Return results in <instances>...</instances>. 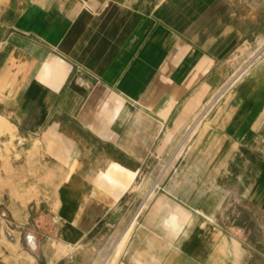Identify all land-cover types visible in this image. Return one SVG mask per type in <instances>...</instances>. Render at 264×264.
<instances>
[{
  "label": "crops",
  "instance_id": "0c3cea01",
  "mask_svg": "<svg viewBox=\"0 0 264 264\" xmlns=\"http://www.w3.org/2000/svg\"><path fill=\"white\" fill-rule=\"evenodd\" d=\"M258 10L250 0H0V149L36 178L48 211L35 250L1 227L0 264H78L75 247L117 223L155 152L171 162L165 192L115 264H264V64L214 110L217 151L158 152L264 33Z\"/></svg>",
  "mask_w": 264,
  "mask_h": 264
},
{
  "label": "rangeland",
  "instance_id": "374dc122",
  "mask_svg": "<svg viewBox=\"0 0 264 264\" xmlns=\"http://www.w3.org/2000/svg\"><path fill=\"white\" fill-rule=\"evenodd\" d=\"M251 3L259 6L260 14L264 15V0H250ZM254 56V65L252 72L261 64H264V33L257 35L255 40L247 46L243 52L236 56L235 60L229 65V73L221 85L226 82L232 74L242 67L249 56ZM248 76V77H249ZM240 84V83H239ZM238 84V85H239ZM220 85V86H221ZM234 86L229 92L219 101L214 109L207 115L200 114L193 122L164 149L158 150L165 154H183L190 152L210 153L217 151V146L211 147L209 143L210 136V118L214 110L223 104L238 86ZM219 86V87H220ZM218 87V88H219ZM217 88V89H218ZM212 94L210 101L213 97ZM206 138V141H205ZM0 149V230L4 224L9 225L10 236H17L20 239L21 246L28 249L26 235L30 233H41L43 226L41 224L42 217L48 213L45 207L37 206V199L44 194H40L33 187L36 178L19 175V163L15 161L14 156L11 159L3 158ZM16 153V149L13 150ZM11 151H7V154ZM166 156L160 157L157 152L152 156L150 162L145 166L143 173L138 178L134 188L127 194L118 209L117 223L112 227L104 230L100 236L91 238L83 245L75 247V260L78 264H92L98 255L100 256V264H115V260H119L121 252L128 248L131 238L135 232L141 227L146 213L152 206V203L157 200L160 193L165 192V176L171 162L163 160ZM18 158V157H17ZM9 159V160H8ZM32 168L31 165L27 169ZM31 173L33 172L32 169ZM235 182H233L234 184ZM239 194H229L236 197ZM43 198V197H42ZM22 204H29L28 208H21ZM16 234V235H14ZM119 242V244H118ZM1 247V242H0Z\"/></svg>",
  "mask_w": 264,
  "mask_h": 264
},
{
  "label": "built area",
  "instance_id": "2783aa9c",
  "mask_svg": "<svg viewBox=\"0 0 264 264\" xmlns=\"http://www.w3.org/2000/svg\"><path fill=\"white\" fill-rule=\"evenodd\" d=\"M254 56L250 55L245 64L238 68L232 76L217 89L212 99L205 104L203 110L200 112L201 116H207L231 88L238 85L249 76L255 60H257Z\"/></svg>",
  "mask_w": 264,
  "mask_h": 264
},
{
  "label": "clouds",
  "instance_id": "9594fccd",
  "mask_svg": "<svg viewBox=\"0 0 264 264\" xmlns=\"http://www.w3.org/2000/svg\"><path fill=\"white\" fill-rule=\"evenodd\" d=\"M174 220V216H169L168 219L164 221V227L166 230H169V234L173 240L177 239L182 231L179 224H173Z\"/></svg>",
  "mask_w": 264,
  "mask_h": 264
},
{
  "label": "water",
  "instance_id": "95a60500",
  "mask_svg": "<svg viewBox=\"0 0 264 264\" xmlns=\"http://www.w3.org/2000/svg\"><path fill=\"white\" fill-rule=\"evenodd\" d=\"M27 242L31 247V249L33 250L37 249V241L33 233L27 235Z\"/></svg>",
  "mask_w": 264,
  "mask_h": 264
}]
</instances>
